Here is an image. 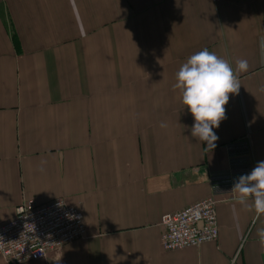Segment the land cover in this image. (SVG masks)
Masks as SVG:
<instances>
[{"label":"crops","instance_id":"crops-1","mask_svg":"<svg viewBox=\"0 0 264 264\" xmlns=\"http://www.w3.org/2000/svg\"><path fill=\"white\" fill-rule=\"evenodd\" d=\"M205 48L234 70L248 64L212 150L173 88ZM243 139L253 169L264 161V0H0V225L26 199L59 197L86 224L23 264H264V214L212 185ZM208 196L220 200L218 239L165 250L163 215Z\"/></svg>","mask_w":264,"mask_h":264},{"label":"built area","instance_id":"built-area-1","mask_svg":"<svg viewBox=\"0 0 264 264\" xmlns=\"http://www.w3.org/2000/svg\"><path fill=\"white\" fill-rule=\"evenodd\" d=\"M229 171L212 177L213 189H233L234 183L252 170L248 139L227 145ZM208 196L187 207L163 215L161 243L165 250L199 247L219 237L217 206ZM82 212L64 198L38 203L29 198L17 205L15 215L0 225V256L11 264L44 259L50 252L85 236ZM230 264H237L232 258Z\"/></svg>","mask_w":264,"mask_h":264},{"label":"clouds","instance_id":"clouds-1","mask_svg":"<svg viewBox=\"0 0 264 264\" xmlns=\"http://www.w3.org/2000/svg\"><path fill=\"white\" fill-rule=\"evenodd\" d=\"M247 67V61L240 59L234 70L227 60L205 48L188 57L176 72L173 88L180 91L183 105L194 118L191 134L198 141L206 142L210 150L219 139L213 129L219 128L226 119L229 94L239 92L238 72ZM232 191L239 194L242 205L254 208L258 216L264 214V161L257 162L250 173L241 175ZM248 199L252 200L251 205ZM258 235L264 247V228L258 230Z\"/></svg>","mask_w":264,"mask_h":264}]
</instances>
